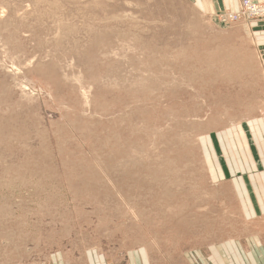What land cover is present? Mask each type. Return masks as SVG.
<instances>
[{
	"label": "rangeland",
	"instance_id": "374dc122",
	"mask_svg": "<svg viewBox=\"0 0 264 264\" xmlns=\"http://www.w3.org/2000/svg\"><path fill=\"white\" fill-rule=\"evenodd\" d=\"M237 8L0 0V264H212L264 225V45Z\"/></svg>",
	"mask_w": 264,
	"mask_h": 264
},
{
	"label": "crops",
	"instance_id": "0c3cea01",
	"mask_svg": "<svg viewBox=\"0 0 264 264\" xmlns=\"http://www.w3.org/2000/svg\"><path fill=\"white\" fill-rule=\"evenodd\" d=\"M210 5L211 12L222 11L223 8L235 10L238 7L239 0H198ZM264 1V0H262ZM238 9V8H237ZM252 31L259 33L262 45H264V20L251 21ZM256 188L255 201H249L253 218L264 221V185H258ZM225 249L221 254L215 250V256H211L212 264H264V225L258 229L245 234L238 240H230L225 244ZM138 254V253H135ZM144 263V262H143ZM145 262L144 264H146ZM106 264V263H105ZM133 264H142L141 260Z\"/></svg>",
	"mask_w": 264,
	"mask_h": 264
},
{
	"label": "built area",
	"instance_id": "2783aa9c",
	"mask_svg": "<svg viewBox=\"0 0 264 264\" xmlns=\"http://www.w3.org/2000/svg\"><path fill=\"white\" fill-rule=\"evenodd\" d=\"M241 8L235 12L222 13V21L238 22L241 19H264V1L241 0Z\"/></svg>",
	"mask_w": 264,
	"mask_h": 264
},
{
	"label": "bare ground",
	"instance_id": "6f19581e",
	"mask_svg": "<svg viewBox=\"0 0 264 264\" xmlns=\"http://www.w3.org/2000/svg\"><path fill=\"white\" fill-rule=\"evenodd\" d=\"M208 6V5H207ZM209 7H210V5H209Z\"/></svg>",
	"mask_w": 264,
	"mask_h": 264
}]
</instances>
